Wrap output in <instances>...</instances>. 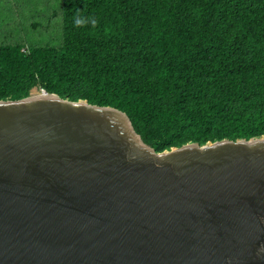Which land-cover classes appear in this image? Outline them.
I'll return each mask as SVG.
<instances>
[{
  "label": "water",
  "instance_id": "95a60500",
  "mask_svg": "<svg viewBox=\"0 0 264 264\" xmlns=\"http://www.w3.org/2000/svg\"><path fill=\"white\" fill-rule=\"evenodd\" d=\"M0 264H264V135L157 152L111 106L0 100Z\"/></svg>",
  "mask_w": 264,
  "mask_h": 264
},
{
  "label": "trees",
  "instance_id": "16d2710c",
  "mask_svg": "<svg viewBox=\"0 0 264 264\" xmlns=\"http://www.w3.org/2000/svg\"><path fill=\"white\" fill-rule=\"evenodd\" d=\"M62 41L0 44V100L38 87L126 113L155 151L264 135V0H61Z\"/></svg>",
  "mask_w": 264,
  "mask_h": 264
},
{
  "label": "rangeland",
  "instance_id": "374dc122",
  "mask_svg": "<svg viewBox=\"0 0 264 264\" xmlns=\"http://www.w3.org/2000/svg\"><path fill=\"white\" fill-rule=\"evenodd\" d=\"M61 41V0H0V44L59 46ZM38 91L34 87L29 94Z\"/></svg>",
  "mask_w": 264,
  "mask_h": 264
}]
</instances>
